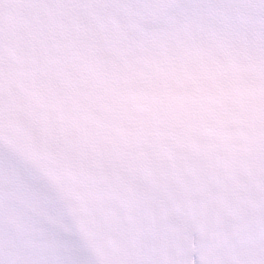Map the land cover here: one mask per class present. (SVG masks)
I'll return each instance as SVG.
<instances>
[{
  "label": "bare ground",
  "instance_id": "1",
  "mask_svg": "<svg viewBox=\"0 0 264 264\" xmlns=\"http://www.w3.org/2000/svg\"><path fill=\"white\" fill-rule=\"evenodd\" d=\"M0 264H105L56 181L1 131Z\"/></svg>",
  "mask_w": 264,
  "mask_h": 264
}]
</instances>
